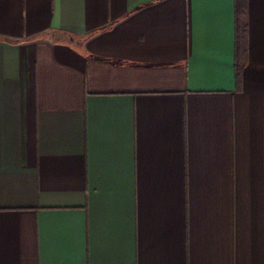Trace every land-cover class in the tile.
Returning a JSON list of instances; mask_svg holds the SVG:
<instances>
[{
    "label": "crops",
    "instance_id": "0c3cea01",
    "mask_svg": "<svg viewBox=\"0 0 264 264\" xmlns=\"http://www.w3.org/2000/svg\"><path fill=\"white\" fill-rule=\"evenodd\" d=\"M0 0V264H264V0Z\"/></svg>",
    "mask_w": 264,
    "mask_h": 264
},
{
    "label": "trees",
    "instance_id": "16d2710c",
    "mask_svg": "<svg viewBox=\"0 0 264 264\" xmlns=\"http://www.w3.org/2000/svg\"><path fill=\"white\" fill-rule=\"evenodd\" d=\"M236 16L238 24V36L244 39L245 34V0H236Z\"/></svg>",
    "mask_w": 264,
    "mask_h": 264
}]
</instances>
